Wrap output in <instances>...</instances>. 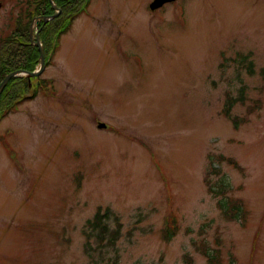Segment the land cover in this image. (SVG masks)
<instances>
[{"label":"rangeland","instance_id":"374dc122","mask_svg":"<svg viewBox=\"0 0 264 264\" xmlns=\"http://www.w3.org/2000/svg\"><path fill=\"white\" fill-rule=\"evenodd\" d=\"M24 1L0 0V40ZM148 1L91 0L41 76L54 86L1 119L0 264H92L99 207L124 228L98 264H208L202 242L221 264H264V0H181L165 21Z\"/></svg>","mask_w":264,"mask_h":264},{"label":"trees","instance_id":"16d2710c","mask_svg":"<svg viewBox=\"0 0 264 264\" xmlns=\"http://www.w3.org/2000/svg\"><path fill=\"white\" fill-rule=\"evenodd\" d=\"M53 2L61 10L63 19L60 17V19H55L46 24L43 21L39 22L40 38L44 44L46 55L52 52L55 40L59 39L69 29L73 19L84 11L89 0H53ZM23 7V11L15 19V28L0 40V84L8 74L14 71H34L38 65L40 54L38 49L30 44L29 28L35 18L54 14L50 0H25ZM26 20L27 22L24 23ZM28 92L27 79L13 78L0 97V119L16 112L19 105L25 101ZM231 110V106H227L225 109L227 117L230 116ZM232 120L235 126L239 123L237 118H232ZM216 158L219 164L227 163L238 171L244 169L234 157L218 155ZM213 171L215 174H220L219 169ZM205 182L208 193L214 195L215 191L212 185L207 180ZM226 193V190H222L217 195H226ZM218 206L221 212L230 220L236 219L238 215H241L242 218L246 215V210L240 199L228 198L226 202L222 201ZM178 224L177 217L170 212L165 218L162 229V239L166 243H169L179 233ZM123 228L121 218L113 209L109 207L105 209L99 207L97 209L94 217L87 221L85 225L86 232H84L86 234L85 250L87 254H95L91 256L92 264H98L100 255V259H104L107 250L117 247L123 235ZM198 251L206 258L208 264H221L220 252L210 253L205 242L198 245ZM97 256L98 258H95ZM185 258L189 264L192 263L189 256H185Z\"/></svg>","mask_w":264,"mask_h":264},{"label":"water","instance_id":"95a60500","mask_svg":"<svg viewBox=\"0 0 264 264\" xmlns=\"http://www.w3.org/2000/svg\"><path fill=\"white\" fill-rule=\"evenodd\" d=\"M168 1H172V0H158L159 4L157 6H161L162 4L168 2ZM56 8V7H54ZM53 17H56V16H53ZM52 19V18H50ZM40 19L37 18L33 21V26L30 30V36L31 38H33V29L35 28L37 22L39 21ZM49 19L45 18L44 21L45 23L48 21ZM37 47L40 49V64H39V68L37 69V72L35 73H27V72H13V73H10L9 75H7L4 80L2 81V83L0 84V95L1 93L3 92L4 88L6 87V85L9 83V81L18 76V74H25L27 75L28 77H33V76H39L43 70H44V56H43V48L42 46L40 45L39 43V36H37ZM105 125H100L99 127L100 128H104Z\"/></svg>","mask_w":264,"mask_h":264},{"label":"flooded vegetation","instance_id":"af4514ba","mask_svg":"<svg viewBox=\"0 0 264 264\" xmlns=\"http://www.w3.org/2000/svg\"><path fill=\"white\" fill-rule=\"evenodd\" d=\"M154 0H149L148 3H147V9H148V6L151 5V3L153 2ZM181 0H176V1H173V2H170V3H166L164 4L163 6H161L159 9H156V10H153V11H148L149 13L153 14V16L155 15L156 19L159 18L161 21H165L166 20V10L169 6H175V4L177 2H179Z\"/></svg>","mask_w":264,"mask_h":264}]
</instances>
